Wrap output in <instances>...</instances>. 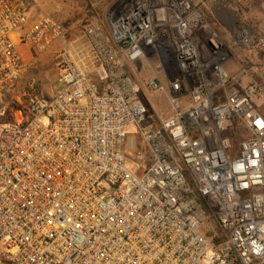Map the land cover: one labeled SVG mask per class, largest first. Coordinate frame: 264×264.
Returning <instances> with one entry per match:
<instances>
[{
	"label": "built area",
	"instance_id": "built-area-1",
	"mask_svg": "<svg viewBox=\"0 0 264 264\" xmlns=\"http://www.w3.org/2000/svg\"><path fill=\"white\" fill-rule=\"evenodd\" d=\"M109 2L83 57L31 0H0V96L24 71L22 40L63 42L61 90L31 86L25 118L0 123V264H264L262 87L231 83L227 44L189 0ZM232 40L264 50L242 27ZM152 57L146 85L174 108L160 129L129 74Z\"/></svg>",
	"mask_w": 264,
	"mask_h": 264
},
{
	"label": "rangeland",
	"instance_id": "rangeland-1",
	"mask_svg": "<svg viewBox=\"0 0 264 264\" xmlns=\"http://www.w3.org/2000/svg\"><path fill=\"white\" fill-rule=\"evenodd\" d=\"M202 14V24L205 30L216 34L225 44H230V54L233 64L225 65L231 83L243 87L250 83H256L253 70H243L239 64L243 55L252 56V52L243 44L231 42L234 27L237 24H248L247 16L254 19L255 11L264 8V0H189ZM109 0H31L30 18L39 14H48L61 22L65 27V40L69 46L77 52H85L86 45L83 38L84 29L94 25L106 32L103 23V15L109 5ZM233 30V31H232ZM247 32L254 35L257 33L255 26L249 23ZM258 35V34H257ZM63 42H57L42 53H36L22 40L20 45L21 55L24 62V71L17 81L14 89L6 95L0 96V123L25 118L24 94L33 86L35 92L43 97L51 98L62 88L58 81V72L55 67V57L61 49ZM229 51V50H228ZM92 60L88 62L87 69L96 74L97 65ZM91 64V65H90ZM90 65V66H89ZM159 68L155 57L144 62L141 70L131 69L130 77L133 80L140 100L147 107V122L155 128L161 127L162 123L174 113L166 89L150 90L146 85V79L157 73ZM228 70V71H229ZM94 72V73H93ZM186 98V97H185ZM181 101V99H179ZM264 112V97L258 102ZM242 128L238 134L242 135ZM232 135L231 139L235 146L239 136ZM127 137H134L140 147V136L134 127L127 128ZM202 212L204 211L200 203ZM208 225V224H207Z\"/></svg>",
	"mask_w": 264,
	"mask_h": 264
},
{
	"label": "crops",
	"instance_id": "crops-1",
	"mask_svg": "<svg viewBox=\"0 0 264 264\" xmlns=\"http://www.w3.org/2000/svg\"><path fill=\"white\" fill-rule=\"evenodd\" d=\"M247 20H248V24L249 23H252V25L255 26V29H256V32H257L256 35L258 34V36L264 37V8L263 9H258V10L255 11L254 19H252L251 16L250 17L247 16ZM248 24L247 23L237 24L234 27V30L236 28H238V27L247 28ZM231 42H233L232 39H231ZM227 47H228V50L229 51H228L227 61L224 64V68H225V65H228L230 63L233 64L232 59H230L232 55L229 53L230 52V47H231L229 43H227ZM85 50H86L85 52H83V51L82 52L81 51L79 52L80 55L83 56V57H87V53L88 52H87V49H85ZM90 60L91 59L89 57L86 58V60H85L86 69H87V66H88V62ZM92 64H93V62H92ZM239 64L241 65V67L243 68V70L246 73H247V70H253V72L255 74V77H256V81H257L256 83L259 84L262 87L263 94H264V50L254 51V52H252V56L243 55L240 58ZM225 70L227 72H230V70L228 68L225 69ZM95 71L98 72V73L101 72V70H100V68L98 66L95 68ZM133 138L134 137H132L130 139H133Z\"/></svg>",
	"mask_w": 264,
	"mask_h": 264
}]
</instances>
